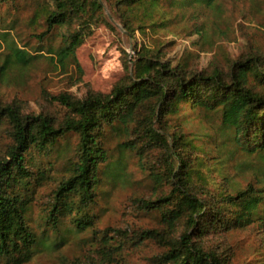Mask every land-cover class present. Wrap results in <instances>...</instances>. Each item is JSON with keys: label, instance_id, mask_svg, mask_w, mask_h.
I'll list each match as a JSON object with an SVG mask.
<instances>
[{"label": "trees", "instance_id": "obj_1", "mask_svg": "<svg viewBox=\"0 0 264 264\" xmlns=\"http://www.w3.org/2000/svg\"><path fill=\"white\" fill-rule=\"evenodd\" d=\"M19 1L0 0V9L16 13L20 5H30L31 20L44 22L43 35L60 29L57 45L35 50L60 64L76 62L75 50L90 27L104 21L99 0ZM214 1L114 0L112 8L128 29L135 24L167 31L183 10ZM9 31L0 34L8 50L2 66H26L34 56L7 39ZM196 32L203 34L201 27ZM133 61L108 93L52 96L64 108L59 116L0 103V130L7 125L9 137L0 155V264H24L42 247L88 229L95 236L98 192L103 183L127 177L131 152H160L154 191L130 197L157 224L106 227L95 245L104 264L125 246L147 242L161 248L154 264H238L230 247L220 243L227 234L252 228L264 239V52L250 50L225 69L214 66L209 72L172 64L158 47L141 48ZM194 118L199 119L195 130ZM112 131L118 139L114 148L109 147ZM73 134L75 156L50 189L37 232L29 212L48 178L40 158L58 153L59 142ZM242 264H264V258Z\"/></svg>", "mask_w": 264, "mask_h": 264}, {"label": "rangeland", "instance_id": "obj_2", "mask_svg": "<svg viewBox=\"0 0 264 264\" xmlns=\"http://www.w3.org/2000/svg\"><path fill=\"white\" fill-rule=\"evenodd\" d=\"M99 1L104 21L90 27L83 43L75 50L76 62L70 59L63 64L56 57H39L35 53L38 46L57 45L60 29L56 28L53 35H43L44 22L31 20L30 5H20L16 13L6 12L4 7L0 9V34L3 30H11L7 39L13 38L18 46L27 48L29 58L34 56L26 66L3 67L2 60L8 50L4 49L5 43H0L1 104L13 101L25 112L59 116L64 108L52 96L68 93L82 97L88 90L108 93L132 69L136 52L143 47H158L163 58L172 64L183 63L190 69L206 72L214 66L225 69L231 60L250 50L264 52V0H215L211 6L187 8L167 31L138 29L135 24L128 29L112 8L114 0ZM11 23L13 29L9 27ZM199 27L202 35L196 32ZM193 121L190 127L195 130L199 127V119ZM6 126L2 125L0 130V155L9 143ZM109 134V147L114 148L118 139L113 131ZM77 141V135L73 134L59 142L58 153L52 151L40 158V166L45 168L48 178L37 188L30 207V224L37 232L42 230L40 222L50 189L65 174L67 163L75 156ZM128 158L127 177L114 185L103 183L98 192L95 236L88 229L65 243L44 246L24 264H104L99 258L101 255L95 252V245L106 227L156 226V218L141 213L130 197L150 195L154 191L153 179L160 166V152L154 150L141 156L131 152ZM220 243L230 247L238 264L264 258V239L259 238L255 229L234 230ZM160 251L153 242L138 248L125 246L122 254L108 259V264H154V255Z\"/></svg>", "mask_w": 264, "mask_h": 264}]
</instances>
